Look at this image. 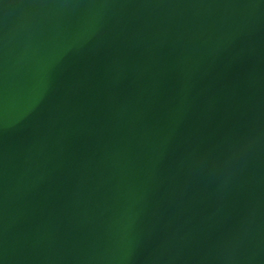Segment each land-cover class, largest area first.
Here are the masks:
<instances>
[{"label":"water","instance_id":"95a60500","mask_svg":"<svg viewBox=\"0 0 264 264\" xmlns=\"http://www.w3.org/2000/svg\"><path fill=\"white\" fill-rule=\"evenodd\" d=\"M0 264H264V0H0Z\"/></svg>","mask_w":264,"mask_h":264}]
</instances>
